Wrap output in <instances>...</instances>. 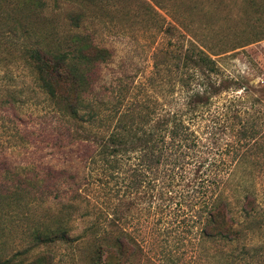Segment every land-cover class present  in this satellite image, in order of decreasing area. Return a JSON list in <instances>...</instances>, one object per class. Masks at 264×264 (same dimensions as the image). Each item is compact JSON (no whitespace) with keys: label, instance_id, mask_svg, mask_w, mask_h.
Here are the masks:
<instances>
[{"label":"trees","instance_id":"trees-1","mask_svg":"<svg viewBox=\"0 0 264 264\" xmlns=\"http://www.w3.org/2000/svg\"><path fill=\"white\" fill-rule=\"evenodd\" d=\"M245 1L264 9V0ZM187 32L188 44L165 53L160 62L175 56L179 71L166 80L159 75L151 90L149 83L138 86L123 78L110 87L97 84L112 52L90 37L79 36L69 51H22L59 117V148L72 149L89 171V179L80 183L68 169L52 166L43 175L17 173L18 183L26 186H16L9 200L28 207L32 216L41 213L30 232L35 244L70 237L75 215L91 220L84 235L97 236L109 225L121 228L113 244L98 248L96 264L104 263L105 250L127 264L137 236L198 233L205 240L239 239L244 229L231 209L232 176L245 165L264 172V85L226 72L215 56L261 41L264 30ZM15 99L1 97L0 105ZM62 183L67 187L64 197L59 194V210L48 212L46 199L58 194ZM242 200L241 215L255 218L254 194L244 193ZM0 264L11 260L0 255Z\"/></svg>","mask_w":264,"mask_h":264},{"label":"rangeland","instance_id":"rangeland-1","mask_svg":"<svg viewBox=\"0 0 264 264\" xmlns=\"http://www.w3.org/2000/svg\"><path fill=\"white\" fill-rule=\"evenodd\" d=\"M251 29L264 30V9L245 0H0V99L16 97L11 104L0 105V255L11 264H96L98 248L113 244L121 233L119 226L109 225L97 236L84 235L91 220L75 215L70 237L35 244L30 232L41 213L34 217L28 207L9 200L16 186H26L18 183L17 173L43 175L45 167L52 166L68 169L79 183L89 179V171L72 149L59 148V117L22 58L24 49L69 51L79 36L90 37L112 52L108 63L102 64V80L97 84L110 87L111 81L123 78L138 86L149 83L151 90L159 75L166 80L179 71L175 56L160 62L165 53L188 44L187 31ZM215 58L226 72L241 73L251 84L263 81L264 85V39ZM156 62L163 67L157 68ZM18 132L23 134L20 139ZM232 177L236 186L230 190L231 209L242 223L238 227L244 229L238 240H205L198 233L137 236L136 252L127 264H264V172L245 165L236 168ZM62 184L58 194L46 199L48 212L59 210V194L64 197L67 187ZM249 192L257 202L255 218L241 215L242 195ZM127 231L135 234L132 226ZM101 256L102 264H123L121 257L106 250Z\"/></svg>","mask_w":264,"mask_h":264}]
</instances>
